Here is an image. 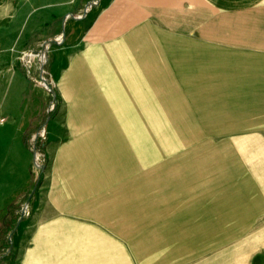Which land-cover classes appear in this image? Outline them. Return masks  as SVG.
<instances>
[{
	"label": "crops",
	"instance_id": "obj_1",
	"mask_svg": "<svg viewBox=\"0 0 264 264\" xmlns=\"http://www.w3.org/2000/svg\"><path fill=\"white\" fill-rule=\"evenodd\" d=\"M103 1L69 19L66 42L50 51L61 105L48 124L34 212L19 220L32 182L23 129L38 121L45 93L10 51L59 34L85 0H0L6 263L264 264V0ZM159 96L165 104L179 96L203 177L179 214L150 217L152 228L164 225L142 247L133 142L155 126Z\"/></svg>",
	"mask_w": 264,
	"mask_h": 264
},
{
	"label": "rangeland",
	"instance_id": "obj_2",
	"mask_svg": "<svg viewBox=\"0 0 264 264\" xmlns=\"http://www.w3.org/2000/svg\"><path fill=\"white\" fill-rule=\"evenodd\" d=\"M103 2L104 1L102 0L100 4L96 5L90 14L100 9ZM62 32L63 27L59 34L48 39L57 38L62 34ZM45 40L47 39H44V41ZM65 42L66 35L65 41L62 44L52 45L48 52L46 69L55 80V101L54 96L48 93L44 87L28 78L32 85L38 86L44 91L45 104L43 106V112L39 113L37 122L35 121L30 127L24 128L23 126H20L19 128H24L23 130H25L24 135L26 138V146L31 153L32 172V182L29 186L30 190L26 192V195L20 204L19 220H24L32 216L35 207V190L40 184L48 164V156L46 152L48 124L49 121L57 114L61 105L57 81L52 72L49 70L48 64L50 60V51L54 48V46H61ZM23 43L24 42L10 51L16 59L25 52L31 53V51L33 52L34 50L38 51L39 49H42V40L40 39L31 49L23 46ZM165 97L166 96L158 97V99H160V101H158V108L160 109L156 111L155 126L142 127L139 140L138 138L137 140L135 138L133 142L131 136L128 137L129 141L133 142V149H135V151L139 149L140 152L139 197L141 209L140 214L142 216V247L148 245L149 232H161L162 229H160L159 226L164 225L158 223L152 228L154 225L148 222L150 217L152 215L157 216L165 213L179 214V203L181 202L182 197L187 194L189 195V198L195 197L197 188L196 185L202 182L203 177L200 173L202 169L199 168L201 163L198 158V150H200V146L195 141L196 128H188L183 125L184 113L180 110L181 105L179 96H172L171 102H167V104H165ZM53 102L55 103L54 108L52 109ZM165 106L173 109H164ZM44 128H46L45 134L42 133L43 135L41 136L43 137H39L37 143L41 153L40 162L43 164L42 168L36 166L35 164L34 152L31 150V139L37 131L42 132ZM188 133H190V135ZM129 184L132 186L131 181ZM30 198V207L27 209V213H25L24 208L26 202ZM149 226H151V228H149ZM5 227L6 225L4 224L2 230L0 229V246L4 244L7 248H2L3 250L1 249L0 251V264H10L6 263L5 258L11 254V250L8 248L13 245V239L11 237L12 232L5 231ZM157 236L162 238L169 237L166 233L156 234V237ZM173 236L176 237L177 234H174Z\"/></svg>",
	"mask_w": 264,
	"mask_h": 264
},
{
	"label": "built area",
	"instance_id": "obj_3",
	"mask_svg": "<svg viewBox=\"0 0 264 264\" xmlns=\"http://www.w3.org/2000/svg\"><path fill=\"white\" fill-rule=\"evenodd\" d=\"M102 0H86L83 8L79 12H71L66 14L64 21H63V32L59 37L54 39H47L42 41V49H39L38 51H31V53L25 52L21 56H18L17 61L21 68L23 69L25 75L27 78L32 80L35 83L40 84L42 87L46 89V91L50 94H52L55 98L56 92H55V80L53 76L50 74V72L46 69V64L48 61V52L52 45L55 44H62L65 41V35H66V26L67 21L69 19L73 20H84L91 11L94 9V7L98 4H100ZM42 55L44 57H42ZM56 98L54 99V101ZM54 103L52 105V109L54 108ZM1 123L5 122V118H2ZM46 128L42 130V132L37 131L33 138L31 139V150L34 152V161L36 166L42 167L43 164L40 162V151L39 147L37 146L39 137H43L41 135L45 134ZM43 133V134H42ZM31 203V198L26 202L25 205V213H27V209H29Z\"/></svg>",
	"mask_w": 264,
	"mask_h": 264
},
{
	"label": "trees",
	"instance_id": "obj_4",
	"mask_svg": "<svg viewBox=\"0 0 264 264\" xmlns=\"http://www.w3.org/2000/svg\"><path fill=\"white\" fill-rule=\"evenodd\" d=\"M2 248H7L4 244H2L1 246H0V251H1V249Z\"/></svg>",
	"mask_w": 264,
	"mask_h": 264
},
{
	"label": "bare ground",
	"instance_id": "obj_5",
	"mask_svg": "<svg viewBox=\"0 0 264 264\" xmlns=\"http://www.w3.org/2000/svg\"><path fill=\"white\" fill-rule=\"evenodd\" d=\"M42 57H44V56L42 55Z\"/></svg>",
	"mask_w": 264,
	"mask_h": 264
}]
</instances>
